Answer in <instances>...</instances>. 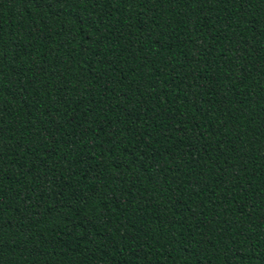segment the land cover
Here are the masks:
<instances>
[{"label": "trees", "instance_id": "1", "mask_svg": "<svg viewBox=\"0 0 264 264\" xmlns=\"http://www.w3.org/2000/svg\"><path fill=\"white\" fill-rule=\"evenodd\" d=\"M0 264H264V0H0Z\"/></svg>", "mask_w": 264, "mask_h": 264}]
</instances>
